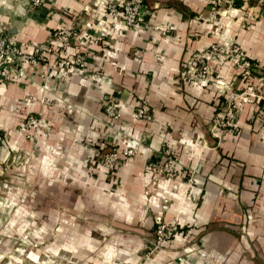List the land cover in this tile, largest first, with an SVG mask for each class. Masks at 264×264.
Returning a JSON list of instances; mask_svg holds the SVG:
<instances>
[{"label":"crops","instance_id":"0c3cea01","mask_svg":"<svg viewBox=\"0 0 264 264\" xmlns=\"http://www.w3.org/2000/svg\"><path fill=\"white\" fill-rule=\"evenodd\" d=\"M95 2L0 0V28L26 49L60 24L74 23L86 41L72 39L58 51L82 50L84 69L45 75L42 65H24L0 80V131L9 133L0 142V180L29 182L33 216L49 232L75 234L80 264H264V95L254 91L260 75L245 72V79L219 54L209 61L207 81L193 75L213 42L238 44L243 57L264 62V0H229L218 9L213 0H145L147 12L132 28ZM237 91L235 127L212 135V116ZM113 98L122 116L104 126L103 108ZM141 100L150 108L147 119L132 116ZM37 110L48 125L32 141L16 125ZM118 131L133 137L139 151L110 170L94 158ZM165 144L177 152L181 171L162 182L152 169ZM156 191L171 198L166 217L179 208L180 234L146 258ZM103 251L113 253L111 261Z\"/></svg>","mask_w":264,"mask_h":264},{"label":"rangeland","instance_id":"374dc122","mask_svg":"<svg viewBox=\"0 0 264 264\" xmlns=\"http://www.w3.org/2000/svg\"><path fill=\"white\" fill-rule=\"evenodd\" d=\"M219 55H225L227 58L231 59L232 63L234 64V67L240 70L239 71L240 75L244 77V74H246L245 79L249 78L248 77L249 74L245 73V71L242 70L236 64L235 54L224 53ZM196 65L194 66L193 69L194 76H195ZM252 67L254 69H252ZM259 68L260 67L251 65L249 67V73L252 75L256 74V75L264 76V70L261 69L262 71L260 72L258 70ZM209 71L210 73L208 77L211 75V71H212L211 62H209ZM212 74L215 77V80L217 78L216 74L220 75V73L217 72ZM194 79L198 81L196 77H194ZM262 81H264V79L263 80L258 79L257 81L258 83L256 84V86L259 88V90H257L254 87V91L255 93H262L264 95L263 84L262 85L260 84ZM234 93H237L238 95L242 94V93H238V91L233 92L232 94ZM252 93L254 92H251L250 94ZM226 99L219 110H221V108L224 106ZM111 100H114L115 102L118 103V100L114 98ZM109 101L105 103L103 108L105 118L101 119V122L103 123L104 126H111L110 125L111 123L113 124L117 122L122 116L121 107H120V115L118 117L109 116L107 114L106 106ZM142 102L143 100H141V102L136 104L134 106V109ZM237 106L239 107L238 104ZM238 107L236 111V118L234 120L235 123L233 125L223 126L213 130L212 129L214 122L213 120L216 116L217 113L216 112L212 116L209 122V132L214 136H218L219 131L221 129L234 128L238 118V110H239ZM133 110H132V116H133ZM34 112L35 111H32V113ZM42 115H43V119L40 122V125L36 127L29 126L26 127L25 129H22L20 125L21 123H19L18 125H16V130H19L25 138L33 141L36 131H38L39 129L46 128V126L48 125V121L44 119V114ZM147 118H136V119H147ZM262 126L264 127V118L262 121ZM2 132L3 135L0 133L1 135L0 142L6 141L9 138L8 131H2ZM213 132H215L216 135ZM132 138L128 133L123 131H118V134L115 137L114 141L110 145L105 144L107 149L104 152H102L101 155H99L97 158H94L95 160L94 162H98L111 170L118 162L131 160L138 154L139 151L138 144L133 142L131 140ZM137 141L138 138L136 139V142ZM127 145L133 146L136 149V152L133 155L124 156L125 154L123 153V148ZM167 148H170L173 151L172 154L175 156L176 159L174 161V166H176V169L173 168L172 170L169 171L161 170V167L163 166L162 164L164 163L166 156L165 150ZM32 149L37 151V147L33 146ZM115 149L119 151L120 157L115 161L114 165L111 167L106 164L105 157L107 152ZM160 156L161 159L154 164V167L152 169L155 180L157 181L161 180L162 182H167L169 180H175L179 178L181 169L179 166L178 154L175 151V149L165 144L160 148ZM192 167L193 168H191V170H189V172L184 177V189L182 191L184 200H185V196L189 194L190 188L192 187L194 182L196 168L195 165H193ZM24 172H22V174H24ZM165 184L166 183H161L160 186L165 187ZM173 185H174V187L172 188L173 191L177 192L178 191L177 186L175 184ZM31 190L32 189H30L29 182L26 181L25 178H22L21 180L20 179L15 180L14 182L9 180L7 183H2V180H0V264H80L81 262L80 258L82 257V255L79 252L80 250L77 249L78 247H76V244H74L73 242L75 240V234L69 232H61V233L49 232V230L48 229L46 230V228L44 227L43 219L38 218L37 216H33V213L30 211L29 200H28V194L31 192ZM153 193H156L159 198V207L156 209L152 208V210L154 211V221H156L157 217L160 216L161 221L168 223V230H170V232L168 233L167 231L168 233L167 235L159 236V234H157L156 232V222H155V226L153 228V234H152L153 244L152 247L147 251L146 258L147 255L150 254L152 251L165 247L166 244L172 241L177 234H180L179 208L174 214H172L169 217H166L165 214L167 210L170 208V203H171L170 196H168L165 193H160L157 191ZM146 202L147 204H149L148 201ZM104 251H103L104 259L106 261H111L113 257V253L111 252L107 254L104 253ZM137 264H143V263L139 262Z\"/></svg>","mask_w":264,"mask_h":264},{"label":"built area","instance_id":"2783aa9c","mask_svg":"<svg viewBox=\"0 0 264 264\" xmlns=\"http://www.w3.org/2000/svg\"><path fill=\"white\" fill-rule=\"evenodd\" d=\"M229 0H213V9H218L223 3ZM32 6H40L45 0H28ZM95 6L98 9H102L108 14L120 18L123 23L129 28L135 27L138 21L147 12L145 7V0H96ZM79 27L74 23L72 24H60L52 29L48 37L42 41L34 43L30 49H26L23 46L17 44L10 39L9 35L0 28V80H6L11 75L13 68L30 65L44 67L45 75H48L53 70L60 72H69L73 69H84L86 65V57L82 50H75L71 54H62L61 52L68 46L72 39H78L79 44H85V38L78 35ZM235 54L236 64L245 72H249L251 65L260 67L264 70V62L260 63L255 60H250L241 55V49L238 44H230L228 46L221 45L219 43H212L205 48L203 54L199 57V60L195 69V77L200 82H205L208 79L209 60L212 56L218 54ZM216 82L218 87H224L225 85L220 80V75L216 74ZM259 79L263 80L264 76L260 75ZM263 84L264 81L260 83ZM44 86V84L42 85ZM248 94V93H246ZM238 94H230L227 97L224 106L216 113L214 118L212 129H218L223 126H231L235 123L237 104L235 99ZM25 102H31L32 96L27 95L24 98ZM149 106L142 102L136 106L133 110V116L136 118H147L149 116ZM106 111L109 116L118 117L120 115V105L111 100L107 103ZM43 113L40 110L34 113L30 112L21 122L22 129L29 126H38L43 119ZM3 135V132H0ZM215 134V132H213ZM216 135V134H215ZM1 136V135H0ZM136 149L133 146H125L123 148L124 156L133 155ZM166 156L161 170L176 169L174 166L175 156L170 148L165 150ZM120 157L117 149L111 150L106 153L105 161L108 166H113L115 161ZM174 223V222H172ZM170 232L168 230V223L161 221V217H157L156 220V232L160 235H167Z\"/></svg>","mask_w":264,"mask_h":264},{"label":"trees","instance_id":"16d2710c","mask_svg":"<svg viewBox=\"0 0 264 264\" xmlns=\"http://www.w3.org/2000/svg\"><path fill=\"white\" fill-rule=\"evenodd\" d=\"M0 132H2V131H0Z\"/></svg>","mask_w":264,"mask_h":264}]
</instances>
